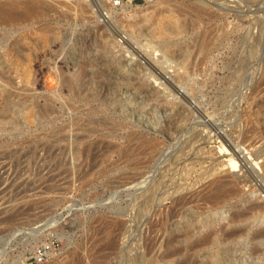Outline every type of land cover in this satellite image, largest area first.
<instances>
[{
	"label": "rangeland",
	"instance_id": "rangeland-1",
	"mask_svg": "<svg viewBox=\"0 0 264 264\" xmlns=\"http://www.w3.org/2000/svg\"><path fill=\"white\" fill-rule=\"evenodd\" d=\"M22 1L0 20V264H264V0Z\"/></svg>",
	"mask_w": 264,
	"mask_h": 264
},
{
	"label": "bare ground",
	"instance_id": "bare-ground-1",
	"mask_svg": "<svg viewBox=\"0 0 264 264\" xmlns=\"http://www.w3.org/2000/svg\"><path fill=\"white\" fill-rule=\"evenodd\" d=\"M29 2V1H28ZM82 2V1H81ZM27 4V1L26 2H23L22 0H0V20H4V21H7V20H13L15 19V16L16 15V11L14 12L13 8H14V5H17V4ZM14 4V5H13ZM24 4V5H25ZM26 7V10L29 12V13H36L38 10H37V7L33 4V3H28L27 5H25ZM200 12V11H198ZM19 14V13H18ZM21 14V13H20ZM19 14V15H20ZM22 15V14H21ZM171 22H174L173 21V18L171 19ZM159 33H166V30H164L162 27L160 28L159 30ZM120 34V33H119ZM124 36V35H123ZM131 46V45H130ZM136 49V48H135ZM143 142V141H142ZM137 147V146H136ZM177 157V155H176ZM230 177V176H229ZM233 179L230 178H226V179H222L220 180L219 182L217 181L215 185H213L212 183V186L211 184H209V186H211V188H209L207 190V192L204 194V196L206 195V197L214 200V199H218L220 198V196H223V199L227 197H224L225 194H227V192H229V190L231 191L232 187H227L226 185L227 184H234V182H232ZM229 182V183H228ZM232 182V183H231ZM154 185V184H153ZM154 186L150 187L148 190V194H147V198L144 199V201L142 202L143 205H141L142 208H145L148 206V204H150V202L153 200V192L155 191L153 189ZM156 187V185H155ZM207 187V186H206ZM227 188H230V189H227ZM203 189V188H202ZM206 189V188H205ZM233 191H236L235 189L232 190ZM231 192V193H232ZM230 193V194H231ZM155 195V194H154ZM186 195V194H185ZM184 195V197H185ZM190 197V196H189ZM204 197V198H206ZM183 199V198H182ZM181 199V200H182ZM207 199V198H206ZM202 200V199H201ZM205 200V199H204ZM211 200V201H212ZM203 201V200H202ZM217 201V200H216ZM177 202V201H176ZM212 204V203H211ZM254 204V203H253ZM150 206V205H149ZM251 207V206H250ZM141 213V212H140ZM120 226V225H119ZM262 234V233H261ZM263 235V234H262ZM76 261V260H75Z\"/></svg>",
	"mask_w": 264,
	"mask_h": 264
},
{
	"label": "built area",
	"instance_id": "built-area-1",
	"mask_svg": "<svg viewBox=\"0 0 264 264\" xmlns=\"http://www.w3.org/2000/svg\"><path fill=\"white\" fill-rule=\"evenodd\" d=\"M123 0H113V3L115 5L119 4L120 2H122ZM46 249L47 247H41L39 249H37L35 256L37 257L38 260H42L44 259V256H46Z\"/></svg>",
	"mask_w": 264,
	"mask_h": 264
}]
</instances>
